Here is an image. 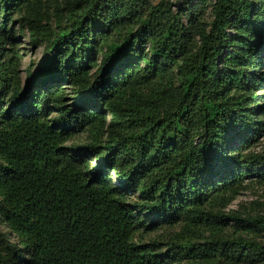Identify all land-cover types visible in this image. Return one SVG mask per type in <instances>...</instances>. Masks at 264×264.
Returning a JSON list of instances; mask_svg holds the SVG:
<instances>
[{
    "label": "trees",
    "instance_id": "1",
    "mask_svg": "<svg viewBox=\"0 0 264 264\" xmlns=\"http://www.w3.org/2000/svg\"><path fill=\"white\" fill-rule=\"evenodd\" d=\"M187 1L0 0V264H264V0Z\"/></svg>",
    "mask_w": 264,
    "mask_h": 264
},
{
    "label": "rangeland",
    "instance_id": "2",
    "mask_svg": "<svg viewBox=\"0 0 264 264\" xmlns=\"http://www.w3.org/2000/svg\"><path fill=\"white\" fill-rule=\"evenodd\" d=\"M75 0H60L61 4L64 6L69 5ZM153 5H157L162 1L167 2L174 13L182 12V17L184 21L187 23L188 17L186 14V10H184L185 3L184 0H150ZM200 2V0H189L187 1V5H196ZM44 9L47 11L46 15L50 18V25H53L54 28L57 27L56 16L52 14L53 8H48L46 0H44ZM201 20L206 21L207 23H211L213 21V15L211 13V9L207 12L200 15ZM19 18L18 15L15 16L17 20ZM46 23V22H45ZM17 29L20 30V26L17 25ZM233 33V32H232ZM19 50L23 56L22 59V70L23 76L25 77V71L34 64L33 71L35 72L40 63L42 62V58L44 55L45 42L35 45L32 42L31 34L27 29L21 30L19 34ZM68 87L69 92L71 91V87ZM91 141L90 134L88 132L77 135L72 141L68 143V145H88ZM256 151L263 152L264 151V137L260 140V142L256 145ZM94 166L95 161H92ZM114 181L117 180V175L115 173L112 174ZM133 198L136 196L133 195ZM225 211L227 213H239L243 216H260L264 217V185L253 184L248 189L241 192L240 195L233 201V203L228 206ZM169 232V230H168ZM165 236V233L162 230L152 233L147 236V239H162ZM264 243V240H263ZM260 264V263H256Z\"/></svg>",
    "mask_w": 264,
    "mask_h": 264
}]
</instances>
